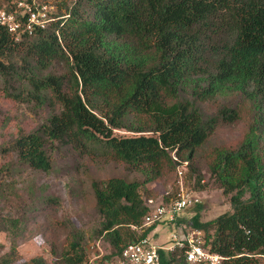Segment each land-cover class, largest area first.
Masks as SVG:
<instances>
[{
  "label": "trees",
  "instance_id": "1",
  "mask_svg": "<svg viewBox=\"0 0 264 264\" xmlns=\"http://www.w3.org/2000/svg\"><path fill=\"white\" fill-rule=\"evenodd\" d=\"M62 6L65 14L47 29L17 40L0 25L4 93L50 110L44 124L10 145L18 162L48 173L47 151L57 144L139 174L142 181L110 177L92 183L101 217L95 235L117 258L153 230L141 228L148 213L143 186L145 191L187 162L188 176H196L202 191L201 160L209 179L229 196L231 211L202 222L197 204L190 227L203 232L204 246L223 264H260L264 0H75ZM16 80L22 90L8 92ZM235 124L244 126L237 140L200 153L218 128ZM116 130L132 136H117ZM64 243L59 253L51 248L53 264L87 263L79 231L69 229ZM183 252L159 250L160 264H185ZM15 259L12 248L0 264ZM30 262L21 264H47L40 257Z\"/></svg>",
  "mask_w": 264,
  "mask_h": 264
},
{
  "label": "rangeland",
  "instance_id": "2",
  "mask_svg": "<svg viewBox=\"0 0 264 264\" xmlns=\"http://www.w3.org/2000/svg\"><path fill=\"white\" fill-rule=\"evenodd\" d=\"M74 1L58 0L53 14H65L66 9L62 4L70 7ZM12 3L0 0V9L7 10L9 7L10 10ZM19 84L17 80L13 81L11 90L7 87L8 92L22 90ZM5 87V79L0 76V224L5 227V230L0 231V256L14 248L17 260L13 264L29 263L39 257L45 259L47 264H53L55 260L51 248L55 247L59 253L63 247H67L64 242L68 230L75 229L84 238V248L88 255L85 264H118L116 258L111 256L108 244L95 235L101 217L96 210L92 183L110 177L126 181H142L143 178L123 163L93 153L80 155L69 147L57 144L47 151L51 162L48 173L21 165L10 151V145L18 136L31 133L44 124L50 110L36 105L34 101L19 102L7 96L3 91ZM243 130V124L218 128L200 153L237 140ZM114 132L120 137L132 136L121 130ZM198 167L206 185L204 190H198L195 185L196 176L189 177L187 167L181 178L175 169L146 185L145 191L143 186L141 193L145 204L150 199L154 204L164 203L163 197L175 191L176 195L182 193L198 199V213L202 222L230 212L229 196H225L209 179L203 161L198 162ZM51 199L54 204L49 203ZM197 204L181 212L172 224L151 225L153 230L148 234L151 242L169 247L173 235L183 237L191 233L194 229L190 227V220L196 213ZM201 239L204 241V234ZM258 259L260 264H264V257Z\"/></svg>",
  "mask_w": 264,
  "mask_h": 264
},
{
  "label": "built area",
  "instance_id": "3",
  "mask_svg": "<svg viewBox=\"0 0 264 264\" xmlns=\"http://www.w3.org/2000/svg\"><path fill=\"white\" fill-rule=\"evenodd\" d=\"M57 4L58 0H14L10 11L0 9V25L15 39L23 34L32 35L34 30L47 29L52 22L59 19L53 14V8H56ZM172 158L177 161L174 155ZM186 165L187 162H183L177 167L179 178L184 175ZM197 202L198 199L182 193L167 203L154 204L150 199L146 204L148 213L143 218L141 228L145 229L153 224H172L181 212ZM202 236L203 232L198 230H192L183 237L173 235L172 244L169 247H161L152 243L147 235L125 246L116 260L118 264H160L159 250L172 251L177 248L184 250L185 264H223V257L204 246Z\"/></svg>",
  "mask_w": 264,
  "mask_h": 264
}]
</instances>
